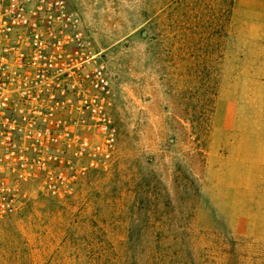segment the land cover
<instances>
[{
  "label": "rangeland",
  "instance_id": "1",
  "mask_svg": "<svg viewBox=\"0 0 264 264\" xmlns=\"http://www.w3.org/2000/svg\"><path fill=\"white\" fill-rule=\"evenodd\" d=\"M112 89L115 151L29 188L0 264H264V0H66Z\"/></svg>",
  "mask_w": 264,
  "mask_h": 264
},
{
  "label": "built area",
  "instance_id": "2",
  "mask_svg": "<svg viewBox=\"0 0 264 264\" xmlns=\"http://www.w3.org/2000/svg\"><path fill=\"white\" fill-rule=\"evenodd\" d=\"M66 0H0V218L72 194L115 151L112 89Z\"/></svg>",
  "mask_w": 264,
  "mask_h": 264
}]
</instances>
